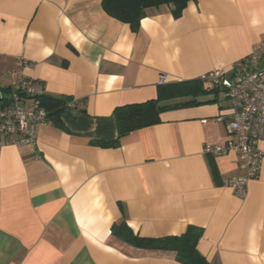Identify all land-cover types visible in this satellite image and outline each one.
Listing matches in <instances>:
<instances>
[{"label": "crops", "instance_id": "0c3cea01", "mask_svg": "<svg viewBox=\"0 0 264 264\" xmlns=\"http://www.w3.org/2000/svg\"><path fill=\"white\" fill-rule=\"evenodd\" d=\"M262 43L264 0H195L179 18L151 8L136 31L101 0H0V88L19 71L74 109L39 127L35 153L0 142V264H180L112 237L121 222L145 238L198 227L209 263L264 264V161L240 199L223 185L242 174L237 157L204 154L229 138L221 90L97 144L116 140L117 108L157 98L161 76L230 73Z\"/></svg>", "mask_w": 264, "mask_h": 264}, {"label": "built area", "instance_id": "2783aa9c", "mask_svg": "<svg viewBox=\"0 0 264 264\" xmlns=\"http://www.w3.org/2000/svg\"><path fill=\"white\" fill-rule=\"evenodd\" d=\"M200 81L221 90L231 110L229 138L224 145L206 146L204 154L214 158L232 153L237 157L242 174L226 179L223 185L244 199L249 183L259 178L264 161V150L259 146L264 141V43L255 46L230 73L214 70L201 76ZM160 83L166 84L165 76L160 77ZM8 88L0 106V142L35 153L39 127L49 122L41 101L44 84L17 71ZM66 107L72 108L73 103L68 102Z\"/></svg>", "mask_w": 264, "mask_h": 264}, {"label": "trees", "instance_id": "16d2710c", "mask_svg": "<svg viewBox=\"0 0 264 264\" xmlns=\"http://www.w3.org/2000/svg\"><path fill=\"white\" fill-rule=\"evenodd\" d=\"M191 1L195 0H101V7L108 16L129 25L136 31L148 9L167 5L171 7L172 15L179 18ZM219 91L217 88L205 87L200 79L160 84L155 100L117 108L114 112L117 126L116 140L97 142V144L107 148L117 147L124 135L158 124L162 112L215 103L216 99H205V97ZM2 92L8 95L9 88H0V106L7 98V96H1ZM41 101L48 113V120L55 121L57 127L63 128L60 120L66 116L67 112L73 114V107H66L68 101L45 96ZM210 166L213 175L217 177L215 165L211 162ZM111 236L136 249L171 252L180 264H211L197 250L198 241L202 237V229L198 227L189 226L183 234L178 236L145 238L135 234L125 222H121L112 225Z\"/></svg>", "mask_w": 264, "mask_h": 264}, {"label": "water", "instance_id": "95a60500", "mask_svg": "<svg viewBox=\"0 0 264 264\" xmlns=\"http://www.w3.org/2000/svg\"><path fill=\"white\" fill-rule=\"evenodd\" d=\"M65 117H67V118H74L70 112H67Z\"/></svg>", "mask_w": 264, "mask_h": 264}, {"label": "rangeland", "instance_id": "374dc122", "mask_svg": "<svg viewBox=\"0 0 264 264\" xmlns=\"http://www.w3.org/2000/svg\"><path fill=\"white\" fill-rule=\"evenodd\" d=\"M206 87L213 88L212 86L207 85Z\"/></svg>", "mask_w": 264, "mask_h": 264}]
</instances>
